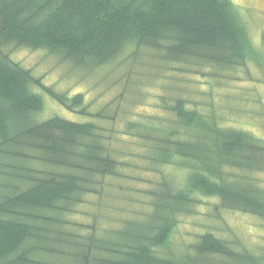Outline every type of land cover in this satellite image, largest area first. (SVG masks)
<instances>
[{"label": "trees", "instance_id": "trees-1", "mask_svg": "<svg viewBox=\"0 0 264 264\" xmlns=\"http://www.w3.org/2000/svg\"><path fill=\"white\" fill-rule=\"evenodd\" d=\"M242 15L231 0H0V264H264V252L209 231L166 256L179 217L192 211L196 196L217 199V212L264 220V188L256 177L264 173V142L221 128L181 99L162 97L159 105L174 114L177 127L135 121L122 133L150 144L152 166L183 168L181 187L159 183L145 223L123 220L101 238L92 226L85 239L65 232L51 215L96 194L95 178H122L124 165L110 155V138L97 124L39 121L43 98L35 87L67 111L106 118L87 113L83 95L55 94L11 59L13 48L45 47L93 68L128 49L133 55L148 49L203 76L248 62L259 68L264 55Z\"/></svg>", "mask_w": 264, "mask_h": 264}, {"label": "rangeland", "instance_id": "rangeland-1", "mask_svg": "<svg viewBox=\"0 0 264 264\" xmlns=\"http://www.w3.org/2000/svg\"><path fill=\"white\" fill-rule=\"evenodd\" d=\"M243 14L253 45L264 55V0H231ZM129 50V49H128ZM126 50L111 62L93 68L75 66L59 53L45 47H17L11 51L12 61L30 70L45 87L65 98L81 94L86 112L106 119L67 111L41 88H34L43 98L39 121L52 117L76 123L92 122L105 130L110 138V155L122 166V178H95L96 194L80 196V202L66 206L65 212L52 214L65 232L88 238L93 227L96 238L121 227L123 220L144 222L150 212V197L161 182L181 187L183 168L152 166L150 144L122 135L130 122L146 123L159 128H175L176 118L159 108L160 98L168 103L177 99L202 114H208L223 129L249 132L264 142V60L261 67L247 63L231 72L203 76L182 72L177 65L166 64L148 49L136 55ZM175 68V69H171ZM156 137V136H154ZM264 188V173H257ZM192 211L179 217L172 234L171 249L178 254L205 231L223 240L237 239L246 250L264 252V220L248 214L215 210L218 200L196 196ZM64 207V206H62ZM83 228V229H80Z\"/></svg>", "mask_w": 264, "mask_h": 264}]
</instances>
